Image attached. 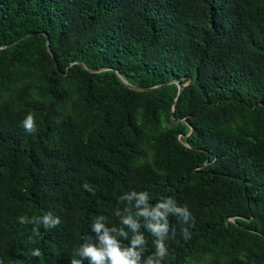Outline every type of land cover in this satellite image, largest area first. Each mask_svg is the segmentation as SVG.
Instances as JSON below:
<instances>
[{"label":"trees","instance_id":"1","mask_svg":"<svg viewBox=\"0 0 264 264\" xmlns=\"http://www.w3.org/2000/svg\"><path fill=\"white\" fill-rule=\"evenodd\" d=\"M166 222L160 264H264V0H0V264Z\"/></svg>","mask_w":264,"mask_h":264},{"label":"clouds","instance_id":"2","mask_svg":"<svg viewBox=\"0 0 264 264\" xmlns=\"http://www.w3.org/2000/svg\"><path fill=\"white\" fill-rule=\"evenodd\" d=\"M22 126L27 132H32L34 128V121H33V114L29 113L26 118L22 121ZM141 201H143L144 196H141ZM158 207H165V205H159ZM176 211H181L180 209H176ZM184 211H187V207H185ZM142 215L147 214L146 212H142ZM155 215L159 216L160 213L156 212ZM191 215V213H189ZM188 216H185V219H187ZM21 222H23V217H19ZM45 224L47 225L49 223V217H44ZM126 224L131 223L129 220L124 221ZM53 224L59 223V219L57 218L56 221H52ZM102 225L96 224L95 229L97 232L100 231ZM133 227H136V225H133ZM153 232L160 237V239H157L155 243L156 252L155 255L158 256L160 259L157 261H153L151 257L147 260L146 264H160L161 261L165 259L167 256V248L163 242L162 233L167 232V222L164 225L156 224L152 225ZM103 242L107 245L106 255L110 257L111 264H137L138 254L134 251L129 250L128 252H121L118 247L115 246L114 241L105 233V235L102 237ZM133 245L144 243V238L142 236H136L133 239ZM33 255L39 256L40 252L39 250L33 251ZM84 255L91 257V259L97 264L101 262L104 258V253L98 252L96 249L88 247L84 249Z\"/></svg>","mask_w":264,"mask_h":264},{"label":"water","instance_id":"3","mask_svg":"<svg viewBox=\"0 0 264 264\" xmlns=\"http://www.w3.org/2000/svg\"><path fill=\"white\" fill-rule=\"evenodd\" d=\"M47 50L49 52V54L51 55V57H53L50 49H49V46L47 45ZM80 66H82L84 68V66L82 64H79ZM85 69V68H84ZM101 71H104V70H90L89 72L90 73H98V72H101ZM118 78L120 79L121 83L126 86L127 88L131 89V90H134V91H138V92H144V91H148V90H151L153 88H149V89H140V88H136L132 85H130L129 83H127L125 80H123L121 77L118 76ZM166 84H176L177 87H178V94L181 92L182 90V87L185 86V84H182L179 80H173V81H169L168 83ZM193 133V130L190 129V133L189 135H191ZM187 147V146H186Z\"/></svg>","mask_w":264,"mask_h":264}]
</instances>
